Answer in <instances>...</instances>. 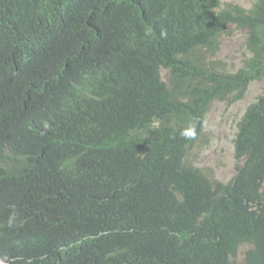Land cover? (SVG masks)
<instances>
[{
	"label": "trees",
	"instance_id": "16d2710c",
	"mask_svg": "<svg viewBox=\"0 0 264 264\" xmlns=\"http://www.w3.org/2000/svg\"><path fill=\"white\" fill-rule=\"evenodd\" d=\"M257 81L264 0H0V264H264V92L233 177L199 160Z\"/></svg>",
	"mask_w": 264,
	"mask_h": 264
},
{
	"label": "rangeland",
	"instance_id": "374dc122",
	"mask_svg": "<svg viewBox=\"0 0 264 264\" xmlns=\"http://www.w3.org/2000/svg\"><path fill=\"white\" fill-rule=\"evenodd\" d=\"M256 0H221L223 7L230 4H238L247 9L251 8ZM246 31L232 27L221 38V47L217 55L224 60L232 71L239 69L248 55L246 49ZM164 77L169 74L164 69ZM264 92V81L252 83L244 100L228 105L225 102H216L212 111L208 114L206 132L210 136V143L203 145L199 160L205 168L211 169L222 181H229L235 173V149L233 136L237 130V121L246 108ZM209 131L212 133L210 134ZM248 246L242 247L235 258L236 264L243 261Z\"/></svg>",
	"mask_w": 264,
	"mask_h": 264
},
{
	"label": "clouds",
	"instance_id": "9594fccd",
	"mask_svg": "<svg viewBox=\"0 0 264 264\" xmlns=\"http://www.w3.org/2000/svg\"><path fill=\"white\" fill-rule=\"evenodd\" d=\"M196 134V129H195V125H190L188 128L184 129L182 132H181V135L185 138H194Z\"/></svg>",
	"mask_w": 264,
	"mask_h": 264
},
{
	"label": "bare ground",
	"instance_id": "6f19581e",
	"mask_svg": "<svg viewBox=\"0 0 264 264\" xmlns=\"http://www.w3.org/2000/svg\"><path fill=\"white\" fill-rule=\"evenodd\" d=\"M246 258V257H245ZM1 259V258H0Z\"/></svg>",
	"mask_w": 264,
	"mask_h": 264
}]
</instances>
